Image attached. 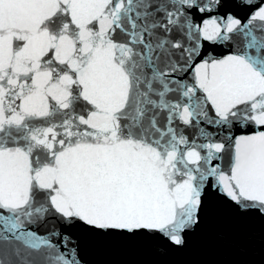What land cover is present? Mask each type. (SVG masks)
I'll return each instance as SVG.
<instances>
[{"label":"snow or ice","instance_id":"6c2138e0","mask_svg":"<svg viewBox=\"0 0 264 264\" xmlns=\"http://www.w3.org/2000/svg\"><path fill=\"white\" fill-rule=\"evenodd\" d=\"M0 264H264V0H0Z\"/></svg>","mask_w":264,"mask_h":264}]
</instances>
